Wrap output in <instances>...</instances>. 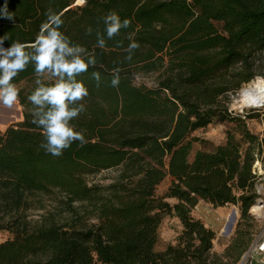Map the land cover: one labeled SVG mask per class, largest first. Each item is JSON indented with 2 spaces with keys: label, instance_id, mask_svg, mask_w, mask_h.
<instances>
[{
  "label": "trees",
  "instance_id": "1",
  "mask_svg": "<svg viewBox=\"0 0 264 264\" xmlns=\"http://www.w3.org/2000/svg\"><path fill=\"white\" fill-rule=\"evenodd\" d=\"M75 1L0 0V10L6 5L13 15H0L6 48L33 42L51 9L62 13L64 35L97 61L77 77L89 95L72 123L87 143L74 142L62 156L40 146L42 129L32 122L28 100L35 82L18 88L24 119L0 129V229L12 233L0 241V264H216V232L192 211L203 199L216 207L238 205L246 218L256 201L252 167L264 147L254 144L264 146V136L246 125L257 115H235L230 103L259 77L264 0H84L74 7ZM110 11L131 26L100 48L97 33L103 34ZM130 42L139 48L128 60ZM93 71L100 73L99 86ZM150 72L158 73L154 85L135 83L137 74ZM27 79H36L31 65L13 83ZM215 121L238 122L240 137L229 132L225 143L190 160L192 134ZM105 170L117 171L110 183L89 181ZM166 178L167 193L158 196ZM54 195L57 207L32 219L29 211L44 209L43 197ZM168 214L183 229L158 250ZM243 234L234 242L235 262L250 244Z\"/></svg>",
  "mask_w": 264,
  "mask_h": 264
},
{
  "label": "clouds",
  "instance_id": "2",
  "mask_svg": "<svg viewBox=\"0 0 264 264\" xmlns=\"http://www.w3.org/2000/svg\"><path fill=\"white\" fill-rule=\"evenodd\" d=\"M0 15L11 20L13 15L7 6L0 10ZM47 19L41 24L36 38L31 43L19 40L13 41L5 48L4 41L8 35L0 37V104L11 109L17 103L19 90L13 81L29 65L33 67L36 77V88L28 97L33 105V124L42 129L44 143L40 146L46 153L59 157L70 148L74 142L83 147L87 140L81 131H77L72 121L84 112L82 101L89 95L88 88L77 77L96 67L94 55L80 44H73L69 37L60 30L64 21L62 13L49 9ZM104 32L97 33V45L106 46L107 40H114L122 29H128L131 21L121 19L115 11H110L104 18ZM91 33V29L88 30ZM123 41H116V46H122ZM139 48L136 42H130L126 51L127 59H132V53ZM120 70L112 72L111 86L120 84ZM93 80L99 86L100 73H91Z\"/></svg>",
  "mask_w": 264,
  "mask_h": 264
},
{
  "label": "rangeland",
  "instance_id": "3",
  "mask_svg": "<svg viewBox=\"0 0 264 264\" xmlns=\"http://www.w3.org/2000/svg\"><path fill=\"white\" fill-rule=\"evenodd\" d=\"M83 5L82 0H76L73 4L74 7ZM262 65L258 68L259 76L255 80H251L248 83L243 84V89H247L251 92L256 91L257 88L264 86V52L261 53ZM135 83L137 85L146 84L148 86L154 85L158 73H141L135 76ZM35 82V79H27L20 83L17 88L28 87ZM255 82L257 85L248 86V84ZM260 86V87H258ZM241 91L236 97L233 98L230 103V109L235 115H243L250 112L257 115L253 119H247L246 125L252 133L258 135L259 137L264 136V107H245L244 109L239 108V99L241 96ZM24 119V110L23 106L20 104L19 100L13 106V108H5L0 104V129L5 131L6 128L12 125H17ZM238 122L236 121H215L208 125L205 128L196 130L191 138H194L193 148L190 153V160L194 159L195 153L198 150H214L218 145L226 142L228 133H234L237 137H240V130L238 127ZM255 147H260L262 150V145L258 143L254 144ZM117 171L115 170H105L97 174L92 175L89 178L90 182L93 183H110L116 176ZM171 183V178H166L156 189V194L158 196H165L169 185ZM58 196H45L43 197L44 209L30 210L29 214L32 219H39L42 214L47 213L49 210H54L58 203ZM167 201L172 204L176 202L174 198H167ZM238 211L237 218L234 222V225L230 231H226L227 226V217L232 211ZM192 214L194 217L201 219L206 226L212 228L216 232V238L214 240L213 252L217 254L216 264H238L242 261L246 250L239 261L235 262V256L237 254L236 245H234L235 239L239 236V231H243L241 239H250L249 247L257 239L264 222L261 219H256L251 213L248 212V217L242 218L241 210L238 205L229 204L225 206L216 207L213 204L200 199L197 206L193 209ZM183 225L180 222L179 218L173 215H166L160 228H159V241L156 245V249L164 250L167 245L171 242H176L178 235L182 232ZM12 237V233L6 230L0 229V241H4ZM248 247V248H249Z\"/></svg>",
  "mask_w": 264,
  "mask_h": 264
},
{
  "label": "built area",
  "instance_id": "4",
  "mask_svg": "<svg viewBox=\"0 0 264 264\" xmlns=\"http://www.w3.org/2000/svg\"><path fill=\"white\" fill-rule=\"evenodd\" d=\"M84 2V0H83ZM246 118V116H243ZM252 172L255 175V191L257 194L255 203L250 208V213L256 218L264 222V151L255 152V161L252 167ZM254 206H258V211H253ZM259 254L264 263V225L254 243L246 251L242 261L238 264H248L254 257Z\"/></svg>",
  "mask_w": 264,
  "mask_h": 264
},
{
  "label": "bare ground",
  "instance_id": "5",
  "mask_svg": "<svg viewBox=\"0 0 264 264\" xmlns=\"http://www.w3.org/2000/svg\"><path fill=\"white\" fill-rule=\"evenodd\" d=\"M80 1V0H79ZM83 1V0H82ZM239 108L244 109L245 107H264V89L257 88L256 91H249L247 89H243L241 91V96L238 101ZM259 207L254 206L253 211H258ZM234 216V211H232L227 217V226L226 231H228L229 223L232 222Z\"/></svg>",
  "mask_w": 264,
  "mask_h": 264
},
{
  "label": "crops",
  "instance_id": "6",
  "mask_svg": "<svg viewBox=\"0 0 264 264\" xmlns=\"http://www.w3.org/2000/svg\"><path fill=\"white\" fill-rule=\"evenodd\" d=\"M248 264H264L259 254L254 255L253 259Z\"/></svg>",
  "mask_w": 264,
  "mask_h": 264
},
{
  "label": "water",
  "instance_id": "7",
  "mask_svg": "<svg viewBox=\"0 0 264 264\" xmlns=\"http://www.w3.org/2000/svg\"><path fill=\"white\" fill-rule=\"evenodd\" d=\"M3 46H4V45H3ZM4 47H5V46H4ZM5 48H6V47H5ZM237 215H238V211L235 210V211H234L233 220H232L231 223H229L228 231H230V230L232 229V227H233V225H234V222H235V220H236V218H237Z\"/></svg>",
  "mask_w": 264,
  "mask_h": 264
}]
</instances>
